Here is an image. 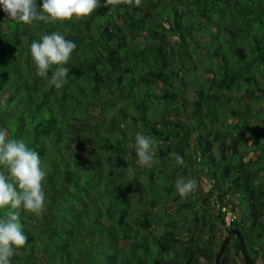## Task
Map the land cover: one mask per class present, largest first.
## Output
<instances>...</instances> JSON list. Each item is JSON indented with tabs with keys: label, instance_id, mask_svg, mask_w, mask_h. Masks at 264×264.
I'll return each instance as SVG.
<instances>
[{
	"label": "trees",
	"instance_id": "trees-1",
	"mask_svg": "<svg viewBox=\"0 0 264 264\" xmlns=\"http://www.w3.org/2000/svg\"><path fill=\"white\" fill-rule=\"evenodd\" d=\"M0 14V129L47 171L41 215L0 209L27 236L10 264H215L217 223L263 260L264 0H99L51 23ZM52 31L76 43L59 89L55 66L39 77L30 55ZM137 132L156 141L151 167ZM202 175L209 196L178 194L179 178ZM242 191L246 214L231 199ZM218 264H245L236 238Z\"/></svg>",
	"mask_w": 264,
	"mask_h": 264
},
{
	"label": "clouds",
	"instance_id": "clouds-1",
	"mask_svg": "<svg viewBox=\"0 0 264 264\" xmlns=\"http://www.w3.org/2000/svg\"><path fill=\"white\" fill-rule=\"evenodd\" d=\"M134 3L139 6L141 0H134ZM98 6L99 0H39V8L37 0H0V10L7 13L9 18L25 24L33 21L51 23L73 17L81 18L92 13ZM75 48L76 43L66 39L58 31L33 40L30 44V55L36 75L46 78L49 70L55 66L49 83L57 89L62 88L69 73V68L65 65ZM134 146L139 162L151 167L156 150L154 137L137 132ZM175 159L180 165L184 163L183 157L178 154ZM46 175L41 155L28 147L24 139L12 138L0 129V209H23L36 216L41 215L46 207V195L42 185ZM196 187L195 179L179 178L175 183L176 191L182 198L191 194ZM212 207L218 208L217 205ZM226 208L227 206L222 210ZM235 217L236 213L227 210L225 226L230 227ZM217 226L222 227L219 223ZM26 241L27 236L22 230L18 214L8 210L0 215V264H10L14 248L24 246Z\"/></svg>",
	"mask_w": 264,
	"mask_h": 264
},
{
	"label": "rangeland",
	"instance_id": "rangeland-1",
	"mask_svg": "<svg viewBox=\"0 0 264 264\" xmlns=\"http://www.w3.org/2000/svg\"><path fill=\"white\" fill-rule=\"evenodd\" d=\"M0 19H1V14H0ZM165 25H167V24H165ZM2 26H5V23H2ZM242 103H243V105L246 104V102H244V100L242 101ZM246 106L247 105H245L244 107H246ZM158 107L160 108L161 106L159 105ZM254 112H255V110H252L250 113L252 114ZM127 131L129 132V130H127ZM249 155H251V153ZM196 181H197V187H198L199 192H200V196L202 198L209 196L210 191H211L210 190L211 189V184H210L211 180L208 177H206L205 175H202L198 179H196ZM243 193H244V191H242V194H239V195H236V196L232 197V200H233L232 204L237 208L238 211L240 210V207H238V206L241 205L242 214H246V209L245 208H247L248 203H246V200H244L245 197L243 196ZM214 199H217L216 195H214ZM210 203H211V200H210ZM210 210L213 212V214H215L216 209L214 207H210ZM217 228H220V227L217 226ZM257 264H261V260L260 259L257 260Z\"/></svg>",
	"mask_w": 264,
	"mask_h": 264
},
{
	"label": "water",
	"instance_id": "water-1",
	"mask_svg": "<svg viewBox=\"0 0 264 264\" xmlns=\"http://www.w3.org/2000/svg\"><path fill=\"white\" fill-rule=\"evenodd\" d=\"M233 236L236 237V239L239 243L241 254H242V257H243L245 264H254L250 259L246 243H245V241L241 235V232L238 228H232L229 231L225 232L223 240L219 246L218 252H217L216 257H215V264L219 263V260L222 256L223 252H224L225 247L227 246L230 238ZM155 264H159V262L157 261V262H155ZM262 264H264V251H263V262H262Z\"/></svg>",
	"mask_w": 264,
	"mask_h": 264
},
{
	"label": "flooded vegetation",
	"instance_id": "flooded-vegetation-1",
	"mask_svg": "<svg viewBox=\"0 0 264 264\" xmlns=\"http://www.w3.org/2000/svg\"><path fill=\"white\" fill-rule=\"evenodd\" d=\"M215 215V220H216V214H214ZM233 227H231L230 229H232ZM235 228V227H234ZM230 229H227V231H229ZM225 229H223L222 227H220V228H215V233L217 234V238H216V241H221L222 242V240H223V237H224V234H225ZM232 238H236L235 236H233V237H231L230 238V240H229V242H232ZM228 242V243H229ZM262 259H261V264H262Z\"/></svg>",
	"mask_w": 264,
	"mask_h": 264
},
{
	"label": "bare ground",
	"instance_id": "bare-ground-1",
	"mask_svg": "<svg viewBox=\"0 0 264 264\" xmlns=\"http://www.w3.org/2000/svg\"><path fill=\"white\" fill-rule=\"evenodd\" d=\"M225 250V249H224Z\"/></svg>",
	"mask_w": 264,
	"mask_h": 264
}]
</instances>
